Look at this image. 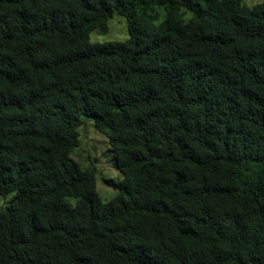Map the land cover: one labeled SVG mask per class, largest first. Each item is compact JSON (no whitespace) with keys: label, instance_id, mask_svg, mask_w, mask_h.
I'll return each mask as SVG.
<instances>
[{"label":"trees","instance_id":"trees-1","mask_svg":"<svg viewBox=\"0 0 264 264\" xmlns=\"http://www.w3.org/2000/svg\"><path fill=\"white\" fill-rule=\"evenodd\" d=\"M0 264H264V2L0 0Z\"/></svg>","mask_w":264,"mask_h":264},{"label":"rangeland","instance_id":"rangeland-1","mask_svg":"<svg viewBox=\"0 0 264 264\" xmlns=\"http://www.w3.org/2000/svg\"><path fill=\"white\" fill-rule=\"evenodd\" d=\"M264 0H242L248 7L262 3ZM152 14L164 16L163 10L154 8ZM127 23L124 17L114 14L108 24V32L105 34L90 35L91 44H105L109 42H124L127 39ZM84 125L80 128V144L73 153V158L84 168L95 171L97 190L104 202L116 195V191L108 185V182L118 183L122 176L115 167L114 155L111 152L106 137L94 130L92 118H84Z\"/></svg>","mask_w":264,"mask_h":264}]
</instances>
